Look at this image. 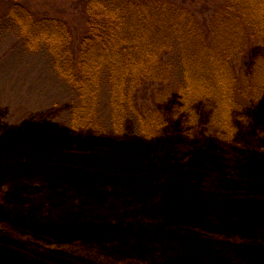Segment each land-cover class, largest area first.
<instances>
[{"label":"trees","instance_id":"obj_1","mask_svg":"<svg viewBox=\"0 0 264 264\" xmlns=\"http://www.w3.org/2000/svg\"><path fill=\"white\" fill-rule=\"evenodd\" d=\"M29 1H0L7 7L4 14L0 8V31L15 27L29 51L46 50L57 73L66 76L82 102L72 110L55 148L64 178L60 186L53 178L50 182L57 191L78 192L82 200L104 197L103 207L110 212L92 217L87 224L35 223L0 204V264H86L87 253L116 255L126 264H147L146 239L123 217L121 197L142 186L135 183L142 175L148 189L157 192L164 186L158 157L153 155L165 139L161 132L167 124L161 129L155 126L153 135L158 137L150 139L142 168L127 187L106 181L102 171L108 154L118 151L123 156L130 116L137 113L140 125L148 119L138 108L145 104L139 91L167 83L168 56L176 49L183 80L173 109L183 115L188 135L194 133L196 122L205 129L202 136L209 131L211 143L205 153L168 161L170 173L186 178L189 186L186 207H179V214H169L172 224L166 225L167 236L177 238L182 253L175 247V255L156 259L155 264H264V244L254 231V220L264 210V178L255 163L264 151V0H226L207 27L194 21L199 19L191 10L169 0H75L77 34L72 21L43 17ZM255 68L258 88L251 81L246 85L244 79L243 86H237V75H250ZM224 73L229 80L220 78ZM103 75L112 82L113 113L108 124L97 115V82ZM246 90L253 98L246 97ZM212 114L216 119L210 118ZM238 114L242 119L248 115V124L235 117ZM159 118L170 121L165 115ZM257 125L263 130L256 131ZM245 151L254 157L250 158L253 163ZM224 154L238 160L237 164L224 159ZM117 173L128 174L123 167ZM103 181L105 186L99 188ZM171 195L161 194L163 210L171 207ZM112 199H118L121 207L107 208V200ZM160 245L167 247L164 242Z\"/></svg>","mask_w":264,"mask_h":264},{"label":"rangeland","instance_id":"obj_2","mask_svg":"<svg viewBox=\"0 0 264 264\" xmlns=\"http://www.w3.org/2000/svg\"><path fill=\"white\" fill-rule=\"evenodd\" d=\"M74 1L30 0L29 4L34 12L43 17H57L72 21L77 34L78 12L75 10ZM169 1L191 10L199 19V21H194L207 27L211 23L209 19L215 15L216 10L226 0ZM2 5L3 3L0 4V8L4 10L2 12L4 14L7 7ZM198 33H202V31ZM177 52L178 49L168 56L171 60L169 67L171 72H168L167 83L163 86L157 83L152 87L149 85L148 88L144 86L140 89L139 97L145 104H141L138 108L139 111L142 108L147 113L148 119L140 125L138 122L140 116L137 113L130 116L132 122L126 128L127 141L123 156L118 151L108 154L102 171L106 181L119 187H127V183L131 182L142 168L141 163L145 149L150 145V139L158 137L156 134L153 135L155 126L159 124L161 129L165 126L164 124H167L161 132L165 139L159 149L155 151L156 156L153 155L154 158L158 157L156 158L159 161L158 174L159 178H164V186H159L157 192L151 188L148 189L145 182L146 176L142 175L136 181L134 179L135 183L138 182L142 186H135L133 191H127L126 196L121 197L122 205L125 206L124 211H126L123 213V217L129 220V223H134L146 239L144 258L147 264H155L154 260L156 259L162 260L164 256L175 255L173 251L175 247L182 250V246L176 242V237L172 240L167 236L170 232L166 225L172 224L171 218L170 222L168 221L169 214H179L180 212L177 211L179 207L182 210L186 207L189 186H187L186 178L176 177L172 172L170 173L168 161L176 157L180 158L181 155L184 156L183 158L190 159L198 153H205L203 150H207L211 143L209 131L205 132L207 136L205 134V137L202 136L205 129L196 122V128L192 130L194 133L192 136L188 135L189 128L185 132L183 115L178 109L175 111L173 109L178 102L176 99L183 80V69L177 59ZM255 71L256 68L251 73L254 75H237L238 78L240 77L237 86L242 87L244 79L246 85L251 81L258 88V75ZM220 78L230 79L225 73ZM97 84L99 86L97 92L98 119L104 124H108L113 113L112 82L109 75H105V77L103 75ZM244 93H246V97L253 98L249 90ZM253 100L250 107L254 106ZM81 103L80 93L67 81L65 75L57 73L53 66V59L46 50L29 51L19 29L15 27H4L0 31V204L11 208L14 214L35 223L59 224L65 220L87 224L92 217L110 212L103 207L104 197H100L101 200L98 199L100 200L99 204L98 200L95 201L90 196H86L82 200L79 198L78 192L65 189L57 191L50 182V179L53 178L57 181V186H60L59 182L64 178L62 168L55 156V148L62 129L69 125L72 110L75 107L79 108ZM155 110H157L156 115H151ZM219 111L221 114V107H219ZM162 115L170 117V121L159 118ZM226 115L231 122L233 118L228 110ZM235 117L242 119V114ZM210 118L216 119L214 114ZM248 118L249 116L244 114L243 123L248 124ZM191 123L190 121L189 125L192 129L193 123ZM256 127V131H259V128L263 130L260 125ZM238 133L244 134L245 132L239 131ZM152 135L156 136L152 138ZM242 139L238 137L236 140ZM192 140L193 143L190 145ZM155 143L156 141L154 145ZM151 144L153 146V142ZM256 150L262 151V149ZM245 154L247 159L253 163L250 158L254 157L250 155L249 158L246 151ZM261 154L255 163L264 178V151ZM223 158L231 159L236 164L238 162L228 154H224ZM226 165L229 166V163L227 162ZM121 167L128 174L117 173ZM112 176L115 177L112 178ZM104 182L98 185L99 188L105 186ZM164 191L172 194L171 207L169 206L166 210H163L165 206L163 202L159 201ZM182 198L183 200H181ZM107 202L109 209L121 207L118 199H112L110 202L107 200ZM73 203L76 204V207ZM254 222L256 236L264 244V210L256 216ZM163 236L167 238L165 239ZM159 242H164L167 247L163 248ZM85 256L88 261L86 264H126L123 257L116 255L105 257V255L87 253Z\"/></svg>","mask_w":264,"mask_h":264}]
</instances>
